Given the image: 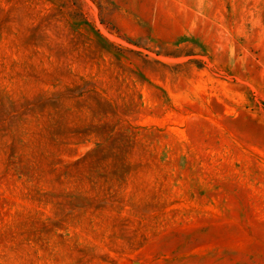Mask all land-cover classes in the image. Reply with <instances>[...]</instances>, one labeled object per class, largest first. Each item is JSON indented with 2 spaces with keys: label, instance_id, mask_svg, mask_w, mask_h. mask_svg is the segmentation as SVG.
Returning a JSON list of instances; mask_svg holds the SVG:
<instances>
[{
  "label": "rangeland",
  "instance_id": "obj_1",
  "mask_svg": "<svg viewBox=\"0 0 264 264\" xmlns=\"http://www.w3.org/2000/svg\"><path fill=\"white\" fill-rule=\"evenodd\" d=\"M0 264H264V0H0Z\"/></svg>",
  "mask_w": 264,
  "mask_h": 264
}]
</instances>
